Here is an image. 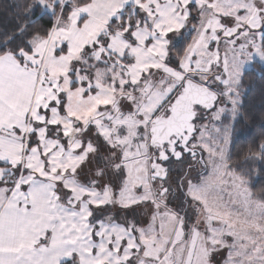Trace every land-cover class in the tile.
I'll list each match as a JSON object with an SVG mask.
<instances>
[{"label":"snow or ice","instance_id":"snow-or-ice-1","mask_svg":"<svg viewBox=\"0 0 264 264\" xmlns=\"http://www.w3.org/2000/svg\"><path fill=\"white\" fill-rule=\"evenodd\" d=\"M9 9L0 264H264V187L253 190L255 170L232 171L208 143L242 117L230 64L243 73L264 62V0H14ZM186 155L204 166L196 183L190 172L172 176ZM257 158L264 137L245 162Z\"/></svg>","mask_w":264,"mask_h":264},{"label":"trees","instance_id":"trees-1","mask_svg":"<svg viewBox=\"0 0 264 264\" xmlns=\"http://www.w3.org/2000/svg\"><path fill=\"white\" fill-rule=\"evenodd\" d=\"M14 0H0V28L16 22L11 17V9L5 11V7ZM38 18L46 22L49 17L37 9ZM181 37L177 43L178 48H183L190 41L191 37ZM243 81H240L243 107L239 111L242 117L235 119L231 127L228 163L233 171L240 173L247 168L255 171L249 178V186L253 190L264 187V160L257 158L255 161L245 158L248 156V149L253 144L258 145L264 137V120L260 118L264 113V64L254 62L250 68L242 73Z\"/></svg>","mask_w":264,"mask_h":264},{"label":"rangeland","instance_id":"rangeland-1","mask_svg":"<svg viewBox=\"0 0 264 264\" xmlns=\"http://www.w3.org/2000/svg\"><path fill=\"white\" fill-rule=\"evenodd\" d=\"M183 31L185 33V36H183L182 38H184V40H186L187 39L186 37L188 36L187 33H188L189 29L186 28ZM221 51L223 53V48ZM254 62L264 64V62H261L259 60V58H256L246 66L245 70L247 68H250ZM240 68H241V65H239V64H230V72L234 74L235 81L237 84H239V91L241 93L242 91L240 88V77H241L242 73L240 71ZM234 89H235V85H234ZM218 127H219V131L213 135L212 139H210L208 141V143L214 149L217 156H219V154H223L225 161L228 163V157H229L228 150H229V145H230V135H231V127H232L231 117L229 118V120L225 121L223 123V125H220ZM225 136H227V139H225ZM197 155L200 159L201 153L198 152ZM202 156L207 161L208 154L206 152H204V153H202ZM199 159H197V160H199ZM172 167H173L172 176L174 179L177 177H181V176L185 175L186 173L190 172L191 175L189 178L193 179V182L196 183L199 181L200 177L205 174L204 166L201 165L200 163H198L197 161H191V165L188 167H185L183 164L176 162L173 164ZM231 170L233 171V169H231ZM186 192H187V188L186 187L182 188L178 193L177 199H175L172 202V204L174 206H178L179 204L183 203L185 200ZM187 199L189 201L191 200L190 197H187ZM186 210H187V208H186ZM188 214L192 219H195V216L193 215V213L190 210H188ZM140 215H142V213Z\"/></svg>","mask_w":264,"mask_h":264},{"label":"flooded vegetation","instance_id":"flooded-vegetation-1","mask_svg":"<svg viewBox=\"0 0 264 264\" xmlns=\"http://www.w3.org/2000/svg\"><path fill=\"white\" fill-rule=\"evenodd\" d=\"M196 159H199L198 155H197ZM191 161H194V160H192V158L190 156L186 155L184 162H177V163L183 164L185 167H188L191 165Z\"/></svg>","mask_w":264,"mask_h":264}]
</instances>
